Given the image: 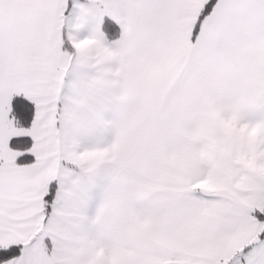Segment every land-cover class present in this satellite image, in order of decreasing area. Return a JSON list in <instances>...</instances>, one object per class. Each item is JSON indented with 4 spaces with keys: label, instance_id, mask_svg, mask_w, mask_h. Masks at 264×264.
Listing matches in <instances>:
<instances>
[{
    "label": "snow or ice",
    "instance_id": "obj_1",
    "mask_svg": "<svg viewBox=\"0 0 264 264\" xmlns=\"http://www.w3.org/2000/svg\"><path fill=\"white\" fill-rule=\"evenodd\" d=\"M0 264H264V0H0Z\"/></svg>",
    "mask_w": 264,
    "mask_h": 264
}]
</instances>
